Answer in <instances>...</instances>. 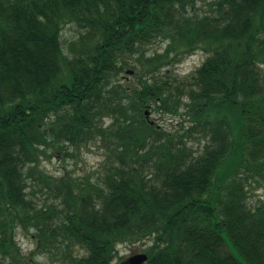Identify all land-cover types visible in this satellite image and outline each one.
<instances>
[{"label": "trees", "instance_id": "1", "mask_svg": "<svg viewBox=\"0 0 264 264\" xmlns=\"http://www.w3.org/2000/svg\"><path fill=\"white\" fill-rule=\"evenodd\" d=\"M197 3L0 0L7 264H113L117 246L148 242L144 264H264V200L249 201L264 188V0ZM68 24L77 35L64 47ZM198 51L205 59L178 78L174 65ZM128 71L132 85L120 82ZM145 109L182 123L168 131ZM97 138L95 178L40 168L50 149L73 156L65 145ZM17 231L35 241L28 254Z\"/></svg>", "mask_w": 264, "mask_h": 264}, {"label": "rangeland", "instance_id": "2", "mask_svg": "<svg viewBox=\"0 0 264 264\" xmlns=\"http://www.w3.org/2000/svg\"><path fill=\"white\" fill-rule=\"evenodd\" d=\"M211 0H198L197 7L201 10L207 9V2ZM203 13V12H202ZM77 35V28L74 25H65L61 32L62 45L65 47L66 44ZM160 49L158 44L152 45L150 51H155ZM205 59V54L202 51L195 52L188 55L186 58L181 59L173 67L174 74L180 78L185 79L187 76L191 75L193 71L202 63ZM120 82L122 84L128 83L132 85L136 83V77L133 74L122 73L120 75ZM154 109V106H152ZM149 120L153 121L155 124L162 126L168 131H176L179 129L178 124L182 123V117H174L168 114H162L159 111H154L150 109ZM111 120L104 118L102 126L104 128L108 127ZM185 124V123H184ZM187 125V124H185ZM197 137V136H195ZM190 139L188 144L193 147V149L199 148V142L195 139ZM105 144H103L100 139H94L88 141L86 144L80 146L65 145V149H68L69 153L72 155L64 156L62 152L50 149L51 155L49 157H42L40 168L47 174L53 177H67L73 176L76 178H83L86 176L95 178L96 174L101 170L103 158L106 154ZM37 204H41L44 197L36 195L32 197ZM264 200V188L253 187L249 192V201L251 206L257 205L260 201ZM15 242L20 247L22 254H28L35 248V241L29 235L22 231H17L15 236ZM150 245V242L145 244H135V245H119L117 246L118 254L125 260L129 256L136 253L142 252ZM79 254L82 253L79 250ZM36 260L42 264H47V259L45 257H37ZM119 260H114L113 264L118 263ZM0 264H7L0 257ZM53 264H56L55 262Z\"/></svg>", "mask_w": 264, "mask_h": 264}, {"label": "water", "instance_id": "3", "mask_svg": "<svg viewBox=\"0 0 264 264\" xmlns=\"http://www.w3.org/2000/svg\"><path fill=\"white\" fill-rule=\"evenodd\" d=\"M129 74H132V71L128 72ZM144 116L146 120L149 118V111L145 110ZM150 124H153V122H150ZM147 255L145 253H136L130 257H128L123 262L117 263V264H144L147 261Z\"/></svg>", "mask_w": 264, "mask_h": 264}]
</instances>
